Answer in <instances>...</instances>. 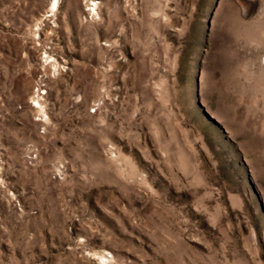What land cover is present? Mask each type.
Here are the masks:
<instances>
[{
  "label": "rangeland",
  "instance_id": "rangeland-1",
  "mask_svg": "<svg viewBox=\"0 0 264 264\" xmlns=\"http://www.w3.org/2000/svg\"><path fill=\"white\" fill-rule=\"evenodd\" d=\"M0 264H264V0H0Z\"/></svg>",
  "mask_w": 264,
  "mask_h": 264
}]
</instances>
